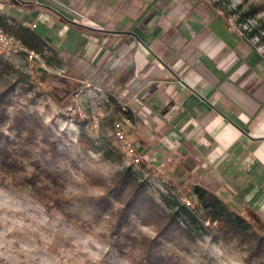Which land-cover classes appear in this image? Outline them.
Wrapping results in <instances>:
<instances>
[{"label": "crops", "instance_id": "crops-1", "mask_svg": "<svg viewBox=\"0 0 264 264\" xmlns=\"http://www.w3.org/2000/svg\"><path fill=\"white\" fill-rule=\"evenodd\" d=\"M144 1L0 0V7H13L18 22L66 57L70 84L99 73L110 56L113 77L126 79L123 93L133 105L128 136L145 168L171 181L181 168L197 175L191 186L214 193L264 233V81L257 54L233 33L228 47L208 27L217 17L167 15L165 0L154 7ZM81 55L99 56L93 69ZM92 77L99 84V74Z\"/></svg>", "mask_w": 264, "mask_h": 264}, {"label": "rangeland", "instance_id": "rangeland-1", "mask_svg": "<svg viewBox=\"0 0 264 264\" xmlns=\"http://www.w3.org/2000/svg\"><path fill=\"white\" fill-rule=\"evenodd\" d=\"M155 1L158 0L144 2L153 6ZM163 3L162 13L167 15L217 17L210 22L209 29L221 36L228 47H233L229 33L240 37L257 54V75L264 81V0H165ZM173 5H177L176 12ZM252 8L257 9L253 18L244 16ZM0 12L13 19L18 17L13 7H0ZM48 49L32 62L22 54L0 56V86H14L15 105L7 109L9 115L16 110L35 113L62 137L60 149L66 148L68 152L59 170L64 182L63 198L73 219L46 210L26 191L0 186V264H132L109 245L108 216L89 205L91 199L100 195L92 176L108 179L126 167L144 182L148 196L161 210L168 213L174 210L176 202L185 205L189 201L190 205L185 206L196 217L194 222L179 218L188 236L175 232L159 237L163 243L161 264H245L247 244L239 239L224 242L221 236L213 241L216 224L206 221L195 209L190 182L197 175L181 168L178 180L171 181L155 170L142 167V163L131 165L120 144L113 139L110 121L118 113L115 97L119 91L123 92L126 79L113 77L110 56L100 65L99 73L91 72L92 76L99 74V84L91 73L90 79L79 78L70 84L64 78L66 57L56 55L49 46ZM95 49L92 45L88 51ZM79 57L86 62L92 60L93 69L99 56ZM84 82L90 85L85 91ZM70 86L77 88L73 90ZM98 86L99 92L94 89ZM125 97V102L133 107L129 97ZM137 107V112L143 111L142 104ZM80 139L92 142L93 150H87V155L80 151ZM125 228L137 236L150 239L157 236L153 222L134 216ZM251 264H264V259H254Z\"/></svg>", "mask_w": 264, "mask_h": 264}, {"label": "trees", "instance_id": "trees-1", "mask_svg": "<svg viewBox=\"0 0 264 264\" xmlns=\"http://www.w3.org/2000/svg\"><path fill=\"white\" fill-rule=\"evenodd\" d=\"M256 10L252 8L244 16L253 18ZM0 28L17 39L23 47L39 55L47 51L44 39L16 19L0 15ZM22 56L25 57L24 54ZM13 94V85L0 86V186L26 191L43 204L46 210L73 219L63 198L64 182L59 170L61 164H65L63 158L68 152L66 148L60 149L63 145L62 137L35 113L16 110L9 115L7 109L15 105ZM117 112L116 117L110 121L112 125L121 116L119 109ZM125 116L132 119L130 111ZM79 145L81 153L85 155L87 150H93L90 141L80 139ZM75 155L79 156L77 153ZM142 167L145 168L143 164ZM92 180L99 187L100 195L91 199L89 205L94 211L108 216L109 245L132 264H161L163 243L159 237L175 232L188 236L179 218L185 217L191 222L196 220L192 211L180 202L175 203L173 211L170 209L166 213L161 210L148 196L144 182L137 178L130 167L108 179L94 175ZM191 196L195 198V209L201 212L202 217L216 224L212 233L213 241L221 236L224 242L239 239L246 243L248 253L244 259L245 264H251L254 259H264V235L247 219L201 186H193ZM132 216L153 222L157 236L150 239L127 230L125 224Z\"/></svg>", "mask_w": 264, "mask_h": 264}, {"label": "built area", "instance_id": "built-area-1", "mask_svg": "<svg viewBox=\"0 0 264 264\" xmlns=\"http://www.w3.org/2000/svg\"><path fill=\"white\" fill-rule=\"evenodd\" d=\"M20 54H24L25 59H27L29 62L39 59V54L23 47L17 39L5 33L0 28V56L8 57L11 55ZM89 88L90 85L88 83H84L82 90L85 91ZM94 89L97 92L101 91L99 87H94ZM115 99L121 116L112 125V137L117 143L120 144L124 155L128 158L131 165L140 164L141 161L145 159V156L134 146L128 136V130L131 127V121L125 116V113L131 111V106L125 102L126 97L123 92L119 91ZM96 127L97 125L94 123L93 128ZM185 205L189 206L190 202L185 201Z\"/></svg>", "mask_w": 264, "mask_h": 264}]
</instances>
